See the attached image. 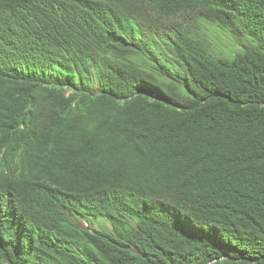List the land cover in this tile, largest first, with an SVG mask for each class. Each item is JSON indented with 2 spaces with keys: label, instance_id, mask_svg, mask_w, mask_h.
<instances>
[{
  "label": "trees",
  "instance_id": "obj_1",
  "mask_svg": "<svg viewBox=\"0 0 264 264\" xmlns=\"http://www.w3.org/2000/svg\"><path fill=\"white\" fill-rule=\"evenodd\" d=\"M0 264H264V0H0Z\"/></svg>",
  "mask_w": 264,
  "mask_h": 264
},
{
  "label": "rangeland",
  "instance_id": "obj_2",
  "mask_svg": "<svg viewBox=\"0 0 264 264\" xmlns=\"http://www.w3.org/2000/svg\"><path fill=\"white\" fill-rule=\"evenodd\" d=\"M214 39L218 44V49L221 51H228L232 45H242L238 37H231L228 34H223L221 31L214 32Z\"/></svg>",
  "mask_w": 264,
  "mask_h": 264
}]
</instances>
